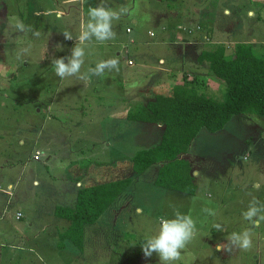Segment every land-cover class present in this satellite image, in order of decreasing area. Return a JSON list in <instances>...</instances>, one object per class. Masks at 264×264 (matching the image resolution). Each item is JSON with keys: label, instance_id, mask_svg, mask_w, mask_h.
Masks as SVG:
<instances>
[{"label": "rangeland", "instance_id": "obj_1", "mask_svg": "<svg viewBox=\"0 0 264 264\" xmlns=\"http://www.w3.org/2000/svg\"><path fill=\"white\" fill-rule=\"evenodd\" d=\"M64 1L0 0L3 15H9L4 21L0 11V146L7 148L0 153V264H159L155 253L143 255L140 244L175 210L196 225L175 264H264V221L252 224L242 216L251 201L264 205V116L237 114L218 132L200 130L183 154L195 173L194 194L158 185L161 163L134 171V153L160 143L161 122L113 116L171 93L186 77L199 79L203 91L222 99L225 80L199 55L239 24L240 34L229 35L228 42L250 40L244 32L264 25V0ZM100 4L127 11L113 22L114 39L87 43L81 73L110 58L119 61V71L106 70L87 81L61 79L51 61L70 55L88 9ZM228 4L236 12L224 15ZM17 20L25 31L15 29ZM65 31L74 39L66 40ZM252 42L264 54V36L255 34ZM227 48L233 53V44ZM22 49L27 52L20 54ZM130 57L135 65L128 64ZM135 86H143L139 98ZM87 167L89 177L73 180ZM128 177L130 185L85 226L81 246L61 239L70 221L54 214L56 206H74L81 187ZM217 224L224 231H217ZM244 231L251 235L250 248L217 251L226 237Z\"/></svg>", "mask_w": 264, "mask_h": 264}, {"label": "trees", "instance_id": "obj_2", "mask_svg": "<svg viewBox=\"0 0 264 264\" xmlns=\"http://www.w3.org/2000/svg\"><path fill=\"white\" fill-rule=\"evenodd\" d=\"M199 60L207 61L212 72L225 80L222 99L203 91L199 79L190 83L186 77L171 93L157 94L127 114L130 120L162 122L165 126L158 145L134 153V171L142 173L152 164L161 163L155 182L189 194L196 192V184L191 162L183 154L200 130L218 132L237 114L264 116V54L254 43L236 42L229 54L227 45L218 42L212 49L203 50ZM131 181L128 177L81 187L74 206H56L55 215L70 221L60 233L61 239H71L81 246L85 226L94 223ZM64 245V241L60 243Z\"/></svg>", "mask_w": 264, "mask_h": 264}, {"label": "clouds", "instance_id": "obj_3", "mask_svg": "<svg viewBox=\"0 0 264 264\" xmlns=\"http://www.w3.org/2000/svg\"><path fill=\"white\" fill-rule=\"evenodd\" d=\"M70 3H76L78 0H69ZM82 2V0H79ZM127 9L121 8L114 10L102 4L90 7L87 12V20L82 21L80 31L75 38V45L67 57L55 58L51 61L56 76L61 79L67 77H77L81 81H87L91 76L103 75L106 70L119 71V61L116 58L98 61L94 67L81 73L84 64L85 47L88 42L95 40L103 43L115 38L113 31V22L118 21L126 13ZM48 14H51L50 12ZM57 17L61 13H56ZM253 13L249 12V16ZM17 31H25V25L22 21L17 20L15 25ZM63 36L66 40H73L72 33L65 31ZM27 49H22L20 54L26 53ZM195 174V173H194ZM137 214L142 213V209H137ZM205 212L211 213V210L204 209ZM264 205L253 200L249 203L247 210L242 213L245 220L252 224H258L264 221ZM217 231H224L219 224L215 225ZM196 233V225L190 215L183 214L175 210L173 218H162L159 221V227L156 233L147 237L141 244L143 255L151 257L154 253L158 256L159 264H175L181 257V251L186 248ZM252 245L251 235L248 231L242 233H232L226 237L224 243L217 244V251H226L231 253L235 248L248 249Z\"/></svg>", "mask_w": 264, "mask_h": 264}, {"label": "crops", "instance_id": "obj_4", "mask_svg": "<svg viewBox=\"0 0 264 264\" xmlns=\"http://www.w3.org/2000/svg\"><path fill=\"white\" fill-rule=\"evenodd\" d=\"M61 2L62 3H64L65 1L64 0H61ZM0 11H1V17L3 18V20L4 21H8L9 20V15L8 14H5V15H3L4 13H2V11H3V8H1L0 7ZM82 11V10H81ZM84 11V10H83ZM82 11V12H83ZM71 12V11H70ZM236 11H235V7L232 5V4H228V5H225V8H224V10H223V14L224 15H228V14H233V13H235ZM68 14H69V11H68ZM235 25L236 24H234V28H235ZM208 27H209V34L211 35V39H212V36L214 35V27H215V24H214V22H210V23H208ZM242 27L243 26H240V24L237 26V28L236 29H238V30H236V29H231V28H229L228 30V32L227 33H224L225 35H222L219 39V41L218 42H221V43H225V44H227V46H228V44H235L236 42H252V39L254 38V36H255V34H261V35H263L264 36V25L263 24H257V25H254V26H250V27H248V28H246V32H244V34H246V36H249V38H251L250 40H239V39H237V40H234V41H230V42H228V40H229V35H232V34H236V33H238V34H240V31H241V29H242ZM233 28V27H232ZM260 28L263 30L262 31V33H260ZM128 29H130L129 27L127 28V32L128 33H130V32H132L131 31V29H130V31H128ZM235 30V31H234ZM236 31H238V32H236ZM151 33V32H150ZM152 36H154V35H152ZM194 38V37H193ZM196 40H198L197 38H195ZM253 43V42H252ZM261 47L263 48V45H261ZM42 59H45V57L44 56H42L41 57ZM129 60H132L133 61V64H130L129 63ZM163 60V59H162ZM161 60V61H162ZM128 64L129 65H135L136 64V59H135V57H130L129 59H128ZM162 71V70H161ZM181 82V81H180ZM178 83V82H177ZM176 84V83H175ZM154 85H157V84H154ZM139 87V86H138ZM137 86H135L134 87V93H135V96H136V98H139V92H137V89H140L141 87H143V86H141L140 88H138ZM150 88V87H149ZM153 88V86L151 87V89ZM114 89V88H113ZM47 90V89H46ZM145 91H147V89H145ZM135 102H137V101H135ZM130 111H120V112H118V111H115L114 113H113V116H116L114 119H119V118H122V117H127V114L129 113ZM112 116V117H113ZM128 118V117H127ZM162 125H164V124H162ZM159 126L161 127V124H159ZM164 129H165V126H164ZM164 132V131H163ZM4 133V132H3ZM0 140H3V137H1L0 136ZM6 145V144H5ZM7 148H3L2 146H0V153L1 152H3V151H5ZM39 152V151H38ZM37 152V153H38ZM52 157H53V155H50L47 159H46V161L47 160H51L52 159ZM25 169H26V167L25 166H23L22 167V170H21V174H23V173H25V175H26V172H25ZM160 169V168H159ZM16 171L17 170H15V173H16ZM159 171V170H158ZM84 174V176L86 175V177H89L90 175V169H89V167H87V169H85V171H84V173L82 172V173H79V174H75L74 175V177H73V180H74V178H77L78 180H79V177H81V175H83ZM32 178V180L35 182V181H37V179L35 178V177H31ZM79 182L80 181H78L77 182V184H79ZM18 186V181H16L15 183H12L11 185H10V188L13 190L15 187H17ZM79 190V189H78ZM77 193H78V191H77ZM56 208V207H55ZM54 212H55V209H54ZM55 214V213H54ZM70 225V224H69ZM61 233V232H60Z\"/></svg>", "mask_w": 264, "mask_h": 264}, {"label": "built area", "instance_id": "obj_5", "mask_svg": "<svg viewBox=\"0 0 264 264\" xmlns=\"http://www.w3.org/2000/svg\"><path fill=\"white\" fill-rule=\"evenodd\" d=\"M128 31H130V29H128ZM151 35H155L154 32H151ZM129 63L130 64H133V61L132 60H129ZM39 154H40V152L37 153V155H39ZM37 155L35 157H37ZM17 217L18 218H21L22 217V213L21 212H18L17 213Z\"/></svg>", "mask_w": 264, "mask_h": 264}, {"label": "water", "instance_id": "obj_6", "mask_svg": "<svg viewBox=\"0 0 264 264\" xmlns=\"http://www.w3.org/2000/svg\"><path fill=\"white\" fill-rule=\"evenodd\" d=\"M161 124H162V122H161Z\"/></svg>", "mask_w": 264, "mask_h": 264}]
</instances>
